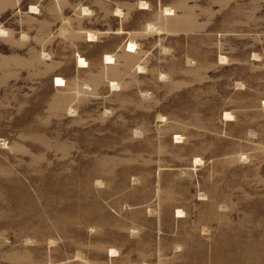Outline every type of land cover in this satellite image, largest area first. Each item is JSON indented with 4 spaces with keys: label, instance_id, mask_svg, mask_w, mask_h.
Here are the masks:
<instances>
[{
    "label": "rangeland",
    "instance_id": "374dc122",
    "mask_svg": "<svg viewBox=\"0 0 264 264\" xmlns=\"http://www.w3.org/2000/svg\"><path fill=\"white\" fill-rule=\"evenodd\" d=\"M0 264H264V0H0Z\"/></svg>",
    "mask_w": 264,
    "mask_h": 264
}]
</instances>
